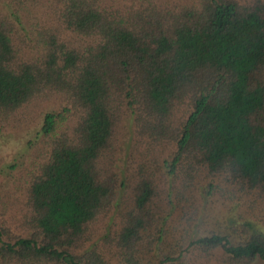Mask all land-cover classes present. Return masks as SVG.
<instances>
[{
	"label": "trees",
	"instance_id": "16d2710c",
	"mask_svg": "<svg viewBox=\"0 0 264 264\" xmlns=\"http://www.w3.org/2000/svg\"><path fill=\"white\" fill-rule=\"evenodd\" d=\"M5 2L1 128L63 106L43 115L23 194L0 198V264L264 263L251 223L236 241L172 232L179 209L195 217L203 171L232 197L264 196V0ZM126 115L134 143L121 160Z\"/></svg>",
	"mask_w": 264,
	"mask_h": 264
},
{
	"label": "rangeland",
	"instance_id": "374dc122",
	"mask_svg": "<svg viewBox=\"0 0 264 264\" xmlns=\"http://www.w3.org/2000/svg\"><path fill=\"white\" fill-rule=\"evenodd\" d=\"M1 10L7 12L5 0H0ZM21 18L25 24L27 14L22 12ZM62 106L63 102L55 98L42 104L41 109L37 112L40 114L30 124L15 129H4L0 125V198L9 202L23 194L24 176L36 159L39 150L44 146L43 138L38 137L43 115L48 112H58ZM132 124V117L126 115L120 129L119 158L121 160L126 158V153L134 143ZM225 184L220 177L211 178L207 172L201 173L195 187L188 194L195 217L191 220L190 218H181L182 210L177 211V214L172 218V232L175 234L173 241L182 239L181 235H185L186 239L190 240L211 232L222 233L236 241L243 232L238 231L236 234L234 229H239L243 223H251L256 229L264 232V196L245 191V196L232 197V189L226 188ZM111 219L113 218H108L95 226L96 236L105 232L111 224ZM187 220L191 221L189 226L186 225ZM221 259V254H215L208 261H191L186 264H221ZM255 264L264 263L257 262Z\"/></svg>",
	"mask_w": 264,
	"mask_h": 264
}]
</instances>
